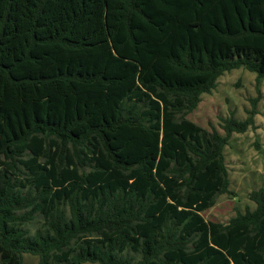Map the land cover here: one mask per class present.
Instances as JSON below:
<instances>
[{"label": "trees", "instance_id": "trees-1", "mask_svg": "<svg viewBox=\"0 0 264 264\" xmlns=\"http://www.w3.org/2000/svg\"><path fill=\"white\" fill-rule=\"evenodd\" d=\"M239 67L264 81V0H0V264H264L263 189L201 214L255 111L187 118Z\"/></svg>", "mask_w": 264, "mask_h": 264}, {"label": "rangeland", "instance_id": "rangeland-1", "mask_svg": "<svg viewBox=\"0 0 264 264\" xmlns=\"http://www.w3.org/2000/svg\"><path fill=\"white\" fill-rule=\"evenodd\" d=\"M250 110L255 111L251 114L253 123L244 132L232 131L223 150L230 193L219 194L215 204L201 212L205 220L226 223L238 212L253 209L250 193L264 190V81L256 84L255 73L243 67L225 71L215 88L202 93L197 107L187 115L204 129L224 134L223 118L232 115L244 120ZM23 262L39 264L38 257L30 253L23 254Z\"/></svg>", "mask_w": 264, "mask_h": 264}]
</instances>
